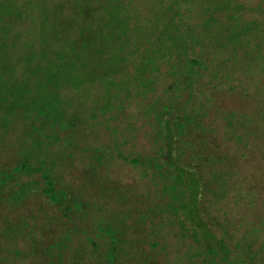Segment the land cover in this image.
<instances>
[{
	"label": "rangeland",
	"instance_id": "obj_1",
	"mask_svg": "<svg viewBox=\"0 0 264 264\" xmlns=\"http://www.w3.org/2000/svg\"><path fill=\"white\" fill-rule=\"evenodd\" d=\"M128 1L122 0V4L126 5ZM130 1L134 6L139 7L137 10L140 12L143 10L145 16L147 6L150 4L162 6V3L165 1L168 3L170 0ZM115 2L116 0L109 2L101 0L102 6L107 11L115 10ZM238 2L247 7L245 10L247 17L253 14L260 17L262 14L264 23V0H238ZM10 3L11 6L7 11L15 12V9H20L16 21L23 19L26 22L25 26L16 29L17 40L13 43L8 59V64L17 74L22 67H25L26 59L35 60L38 53L37 41L40 29L36 22V10L41 8V4L40 0L16 2L11 0ZM191 3L187 0L184 10ZM196 3L192 6L191 19L190 16L186 17L192 25H199L204 16L201 13L202 0H196ZM63 4L64 9L59 11L61 16L63 15L62 19L66 16L74 17L75 21H78V24L73 23L72 31L67 32L69 28H65L64 36L67 40L64 42L67 41L66 48L74 45L81 48L82 62L85 65L80 71L86 73L88 84L83 87L84 89L74 92L64 82L58 83L60 90L58 115L63 118L68 129L64 132V137L61 136L63 138L61 142L65 140L66 144L72 143V147L67 148L66 144H54L50 147V154L56 156L53 173L58 176L57 188L62 186L67 188L71 185L74 190L80 191L86 213L72 214L70 218L64 217V207L52 203L41 192L43 181L40 173L33 176L25 174L16 176V180L8 185L4 195L10 187V189L18 188L19 183H29L33 189L28 190L22 202L16 205L5 203L0 196V264H72L70 256L79 251L81 254L77 264H103L104 245L98 243L93 249L86 241V236L93 235V228L98 221L110 219L114 222L118 218L122 220L125 218L120 227H125L123 237L128 241L129 264L203 262L201 256L195 254L190 258L188 256V253L197 251L192 235L183 229V227L189 229V223L183 220L180 211V215L179 213L176 215L170 208H165L169 195L162 191V185L171 180L172 173L164 168L161 169V173L156 168L133 165L122 156L123 154L158 156L167 140L163 135L164 127L156 121V118L158 117L159 121L160 117L162 119V116H167L166 113H170L169 116L171 114L176 116L184 126L192 125L190 117L193 114L200 125L209 127L208 132L216 140L217 153L225 154L227 163L226 165L200 163L199 172L206 186L199 190L201 196L197 199L195 195L200 183L199 180L194 181L192 202L196 203L197 200L199 206L204 207L205 216L208 215L206 212H210L218 222L217 224L214 219L207 218L210 220L209 227L217 236L223 237L230 248L232 258L236 255L247 256L250 254L248 250L251 249L253 259L245 264H264V91L227 89L204 96L194 90L195 101H192L189 90L184 87L185 79L192 77L191 68L178 66L169 70L162 62L161 68L152 67L147 75L142 68L141 70L138 68V62H141V59L145 61L141 56L145 52L143 49L132 56L126 66L124 62L128 52L125 56H114L110 50L106 58L103 47L91 44L85 34L80 36L75 34L82 27L84 20L83 15L79 13L81 10L74 9L77 6L74 1L64 0ZM1 18L3 17L0 16V20ZM93 18L87 17L86 21L89 26L92 24L90 28L95 29L96 23L100 20L96 16ZM25 22L19 24L24 25ZM112 25L115 27L114 24ZM84 27L87 28L88 25L85 24ZM113 27L111 28L114 29ZM258 28V30L263 28V34L259 33L260 36L256 41L264 48V27L258 25ZM68 39L72 40L68 41ZM48 46L51 45L48 43ZM200 46L211 48L210 44L201 43ZM244 49L254 50L253 42ZM50 55L52 57L53 53ZM160 72L162 74L157 76ZM240 74L242 75V72H232L230 78L234 86L246 84ZM108 75L116 77L117 82L124 86L122 94H107L102 80ZM136 75L147 76L141 80ZM128 78L134 79L130 81ZM152 80H154L153 84ZM155 99L159 103L158 110L156 113H150L151 111L146 107L152 105ZM183 102L186 103L182 104ZM194 105L201 106V114L196 115V111L193 112ZM30 116L33 120L30 122L33 123L31 127L34 132L42 135L51 132L48 130L53 128L52 119L44 120L45 117L41 119L36 113ZM11 125L7 130L0 127L1 167L17 163L19 150L26 140L24 122L16 120L15 125ZM92 125L94 126L91 127ZM200 125H196L195 128ZM226 131L234 134L225 133ZM154 132L162 135L152 136ZM191 134L190 131H185L177 145L179 150H175V159L180 161L179 166H184V163L193 160L192 152L186 146V139L188 136L191 138ZM173 140L174 137L171 138V143ZM26 142L28 144L30 141ZM113 143H117L119 147ZM172 148L174 149V143ZM63 150L70 153L69 158ZM243 150L246 151V155ZM58 152L62 154L57 159ZM158 157L164 162L162 156ZM220 166L226 168L225 177L230 184V190L224 200L213 192L214 189L219 191L221 184L214 183L211 174ZM193 169H195L193 178H198L197 167ZM163 174L167 175L163 177ZM173 179L176 180L174 177ZM251 186L252 188H249ZM183 189L187 188L180 187L177 191L184 192ZM236 192H239L237 194L240 198L234 195ZM248 193H252L255 198V202H250L249 206L245 205L244 201L247 196L242 197ZM225 217L230 219L224 221ZM22 220L28 222L26 228L7 238L3 236L2 231L7 224L6 221L16 224ZM73 222L74 225H70ZM65 233H68L70 240L67 242L68 247L60 253L50 246ZM81 247H85L83 252Z\"/></svg>",
	"mask_w": 264,
	"mask_h": 264
},
{
	"label": "trees",
	"instance_id": "obj_2",
	"mask_svg": "<svg viewBox=\"0 0 264 264\" xmlns=\"http://www.w3.org/2000/svg\"><path fill=\"white\" fill-rule=\"evenodd\" d=\"M12 1L16 2L17 0ZM73 1L77 5L74 9L81 10L79 13L83 15L84 20V23L81 22L82 27L75 34L79 36L85 34L91 44L103 47L106 58L107 55L109 56L110 50L114 56H125V53L128 52L124 62L126 66L128 60L143 49L145 52L141 56L145 61L143 62L141 59V62H138V68L140 70L142 68L147 75L150 68H161L160 64L162 62L169 70L178 66L191 68L192 77L185 79L184 87L189 90V97H192V101H195L193 100L194 90L204 96L227 89L242 91H248L249 89L259 91L262 89L264 91V48L256 41L260 34H263V28L258 30L261 28H258V25L264 27L262 14L260 17L255 14L247 17L245 15L247 7L243 3H239L238 0H202L203 9L201 13L204 16L199 25H192L186 20L187 16L192 15V6L197 4L196 0H190L192 3L186 7V10H184V6L187 0H170L168 3L165 1L162 6L150 4L147 6L145 16L143 10L141 12L137 10L139 7L134 6L130 0L126 5L122 4V0H116L114 11L104 9L101 0ZM102 1L109 2L110 0ZM10 2L11 0H0V16L3 18L7 16V18H1L0 20V127L7 130L11 128V124L15 125L16 120H22L26 127L24 134L26 140L19 150L17 163L8 167L0 166V196L7 204H19L28 190L33 189V186H30L29 183H19L18 188L10 189V187L4 195V191L9 187L8 185L16 180V176L20 174L33 176L40 173L43 181L41 192L52 203L64 207V217L70 218L72 214L86 213V206L80 191L74 190L71 185L67 188L63 186L57 188L58 176L53 173L56 156L53 153L50 154V147L54 144H66L64 143L65 140L62 142L61 140L64 137V132L68 130L67 124L58 115V103L60 102L58 83L64 82L74 92L84 89L83 87L88 84L86 73L80 71V68L85 65L82 62L81 48H77L76 45L66 48L67 41L64 42V40H67L64 36L65 28H69L67 32L72 31L73 23L78 21H75L76 18L74 19V17L67 18L65 16L62 19L63 15L61 16L60 12L64 9V0H40L41 8L36 10V22L39 24L40 29L37 41L38 53L35 60L26 59L25 67H22L16 74L12 66L8 64V59L13 43L17 40L16 29L25 26L26 22L20 19V23L25 22L23 25L16 21L20 9H15V12L7 11L11 6ZM260 3L262 5V2ZM97 5H100V7ZM251 11L254 12L253 9ZM94 16L100 20L99 23H96L95 29L90 28L92 24L89 26L86 21L87 17L94 19ZM130 20L132 21L130 22ZM85 24L88 25L87 28L84 27ZM63 36L64 38H62ZM252 42L254 50L244 49L246 45ZM48 43L51 45L50 47ZM201 43L202 45L210 44L211 48L207 49V46H200ZM50 53H53L52 57ZM237 71L242 72V75H240L246 82L244 86L237 87V85L232 84L233 81L230 77L232 72ZM159 74L162 73H158L157 76ZM147 75H136V77L143 80ZM133 79L128 78L130 81ZM102 85L107 94L118 95L124 91V86L117 82L116 77L110 75L104 77ZM157 99L152 105H147L146 108H149L150 113H156L158 110L159 103ZM197 107L194 105L192 110L193 112L196 111V115H199L202 113V109L201 106ZM32 113L38 114L41 119L45 117L44 120L52 119L53 128L48 130L51 132L45 135L34 132L31 127L33 123L30 122ZM169 114L166 113L167 116H162V119L160 117L159 121L157 120L158 117L156 118V121L164 127L163 135L167 140L159 154L164 162L160 161L159 155L145 154L142 156L137 154L127 156L119 148L121 155L123 154V158L133 165L156 168L160 172L164 168L172 173L171 180L162 185V191L167 196L169 195L165 208H170L176 215L180 211L183 220L190 225L189 229H186V227H183V229L192 235L197 245V251L188 253L189 258L194 254L195 256H201L203 262L199 264H245L247 261L249 262L253 259L251 249L248 250L250 254L247 256L236 255L232 258L231 250L226 245L223 237L217 236L209 227L210 220L207 218L214 220L215 218L210 212H206L208 215L205 216L204 207L199 206L197 200L196 203H193L191 199L193 195L192 186L195 185V180H199L198 183H200V188L195 195L197 199L201 196L199 190L206 186L204 178L199 172L200 163L226 165L227 158L225 154L217 153L216 140L208 132L209 127L200 125L193 114L190 117L192 118V125L188 126L182 125L181 120L176 116H172V114L169 116ZM196 125L200 126L195 128ZM185 131L192 133V137L188 136L186 139V146L191 150L193 160L190 163H184V166H179L180 161L175 159V150L178 148L177 145L184 136ZM225 133L234 134L228 131ZM157 135L161 136L162 133L154 132L152 136ZM172 137H174V149L172 148L173 143H171ZM231 138L235 139V137ZM27 140L30 141L28 144H26ZM66 145L67 148L72 147V143ZM113 145L117 146L118 144L113 143ZM242 152L246 155V151L243 150ZM64 153L67 158L70 157V153L65 151ZM61 154L58 152L57 159ZM176 161L178 162L176 163ZM166 166L169 168H166ZM194 167H197L198 178H193L195 174ZM213 172L211 174L212 180L216 184H221L219 191L214 189L213 192L224 200L228 195V190H230L229 180L225 177L227 170L220 166L216 167ZM165 175L162 176L165 177ZM180 187H186L187 189H183V191L187 194L184 195V192L177 191ZM249 188H252V186ZM237 193L239 192L234 193V195L238 196ZM238 197L240 198V196ZM242 197H246L244 201L247 206L251 205L250 202H255L252 193L242 195ZM228 219L230 218L225 217L224 221ZM124 220L125 218L123 220L118 218L114 222H111L110 219L100 220L93 228V235L86 236V241L93 249L98 246V243L104 245L103 264H129L128 241L123 237V228L125 227H120L123 225ZM6 222L7 224L2 231L3 236L6 238L11 234L21 232L22 228H26L28 224L25 220L16 224ZM70 225L73 226L74 222ZM126 229H129V227H126ZM32 240L34 241V237ZM69 240L70 236L65 233L57 241L54 240L50 247H54L60 253H63L68 247L67 242ZM81 248L83 252L85 247ZM80 254L79 251V253H73L70 256L72 264L79 262ZM135 264L142 263L136 262Z\"/></svg>",
	"mask_w": 264,
	"mask_h": 264
}]
</instances>
